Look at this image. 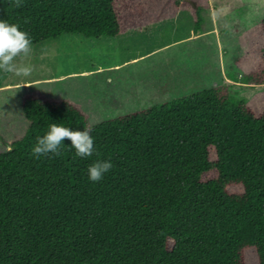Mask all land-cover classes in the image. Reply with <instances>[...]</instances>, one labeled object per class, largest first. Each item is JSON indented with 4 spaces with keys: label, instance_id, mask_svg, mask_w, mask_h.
Masks as SVG:
<instances>
[{
    "label": "trees",
    "instance_id": "obj_1",
    "mask_svg": "<svg viewBox=\"0 0 264 264\" xmlns=\"http://www.w3.org/2000/svg\"><path fill=\"white\" fill-rule=\"evenodd\" d=\"M189 1L0 0V21L32 45L113 37L182 11L198 29L208 0ZM239 40L235 67L264 84V20ZM21 109L26 132L0 153V264H264V90L236 99L223 82L95 125L40 93ZM52 123L91 129L93 154L65 140L60 156L34 157ZM97 160L113 166L93 182Z\"/></svg>",
    "mask_w": 264,
    "mask_h": 264
},
{
    "label": "rangeland",
    "instance_id": "obj_2",
    "mask_svg": "<svg viewBox=\"0 0 264 264\" xmlns=\"http://www.w3.org/2000/svg\"><path fill=\"white\" fill-rule=\"evenodd\" d=\"M199 16L198 29L182 11L113 37L63 33L32 45L14 61L29 76L0 70V153L26 132L21 103L32 93L72 101L95 125L223 82L236 99L264 90L234 65L240 34L264 20V0H208Z\"/></svg>",
    "mask_w": 264,
    "mask_h": 264
},
{
    "label": "clouds",
    "instance_id": "obj_3",
    "mask_svg": "<svg viewBox=\"0 0 264 264\" xmlns=\"http://www.w3.org/2000/svg\"><path fill=\"white\" fill-rule=\"evenodd\" d=\"M188 2L192 3L188 0ZM193 4V3H192ZM21 6L20 0H15V7ZM32 50V41L29 35L19 30L16 24L0 21V70L13 72L17 76H29L32 73L30 66H17L14 61L17 57H27ZM91 129L72 130L68 127L52 123L42 137H37L32 154L37 159L40 156L61 155V145L65 140L71 142L78 157H88L93 154L94 140L90 135ZM110 160H97L88 168L89 179L99 182L104 174L112 168Z\"/></svg>",
    "mask_w": 264,
    "mask_h": 264
},
{
    "label": "crops",
    "instance_id": "obj_4",
    "mask_svg": "<svg viewBox=\"0 0 264 264\" xmlns=\"http://www.w3.org/2000/svg\"><path fill=\"white\" fill-rule=\"evenodd\" d=\"M174 19V18H173ZM145 28V27H144ZM194 36H196V35H194ZM150 52H152V51H150ZM150 52H148V53H150Z\"/></svg>",
    "mask_w": 264,
    "mask_h": 264
}]
</instances>
